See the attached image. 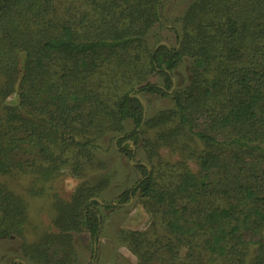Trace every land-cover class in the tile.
<instances>
[{
	"label": "trees",
	"instance_id": "1",
	"mask_svg": "<svg viewBox=\"0 0 264 264\" xmlns=\"http://www.w3.org/2000/svg\"><path fill=\"white\" fill-rule=\"evenodd\" d=\"M163 4L0 0V237L31 263H70L52 242L72 248L74 232L96 247L100 207L138 196L149 228L124 237L138 264H264V0H192L174 24L180 46L152 47ZM187 57L190 84L174 89ZM140 94L171 108L148 118ZM107 135L132 161L141 144L151 167L135 162L116 205L98 198L114 173L93 178L108 170ZM68 175L81 183L55 198L58 232L32 239L17 187L43 195Z\"/></svg>",
	"mask_w": 264,
	"mask_h": 264
},
{
	"label": "rangeland",
	"instance_id": "2",
	"mask_svg": "<svg viewBox=\"0 0 264 264\" xmlns=\"http://www.w3.org/2000/svg\"><path fill=\"white\" fill-rule=\"evenodd\" d=\"M192 2V0H164L162 12L164 13V25H156L150 33L152 47L160 44H167L171 47L180 46L177 42L176 28L174 24L178 21L181 13ZM158 33V34H157ZM158 35L156 37L155 35ZM157 39V40H155ZM174 89L183 88L190 84L193 75V65L190 58H185L183 62L174 70ZM149 80L162 84L163 79L159 74H151ZM145 106L146 116L153 117L165 109H170L172 101L162 99L149 94L139 95ZM127 130L133 129L131 121H127ZM118 136V135H114ZM107 135L103 139L104 151L100 156L107 163L108 170L96 171L93 174L94 180H100L108 171L114 175L109 178L110 182L103 189L99 198L101 203H119L120 196L129 189L132 183L140 177L139 172L134 168L136 161H142L151 169L148 159L145 157L142 145L137 149L136 161L128 159L121 153L116 143V138ZM116 145V144H115ZM117 173V174H116ZM81 183V179L68 175L65 178L56 180L50 187H46L43 195L28 196L25 188L17 187L20 193L25 195L29 202L31 212V226L29 234L32 239H37L46 228L51 232H58L53 219L56 216V200L59 196L69 200ZM103 216L101 235L99 241L94 245L88 231L74 232L72 248L65 249L59 242H52L53 250L57 253L70 252L71 262L62 260L63 264H138L137 256L131 251L128 243L124 241L125 235L132 232H143L149 228L150 216L144 208L140 198L134 197L130 203L116 208L104 209L100 207ZM56 253V254H57ZM22 262L23 264H33L21 253V240L16 237H0V264H12Z\"/></svg>",
	"mask_w": 264,
	"mask_h": 264
}]
</instances>
